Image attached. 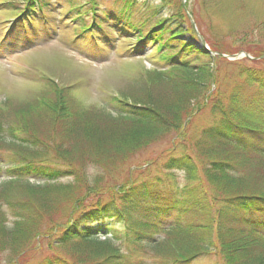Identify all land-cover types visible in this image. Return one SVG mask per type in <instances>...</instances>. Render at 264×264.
Returning <instances> with one entry per match:
<instances>
[{"label": "trees", "instance_id": "16d2710c", "mask_svg": "<svg viewBox=\"0 0 264 264\" xmlns=\"http://www.w3.org/2000/svg\"><path fill=\"white\" fill-rule=\"evenodd\" d=\"M23 1L27 12L13 29L17 35L31 34L42 23L40 13L51 11L41 0ZM133 1L103 10L93 3L85 17L76 13L79 30L72 41L86 52L131 40L126 59L152 62L137 85L108 94L96 107L85 106L80 84L22 70V83L39 86L34 96L14 104L11 95L0 97V193L14 184L26 193V199L24 193L1 197L0 250L18 253L41 236L47 254L38 264H149L114 241L147 253L162 247L169 262L160 264H189L204 253L222 264H264V70L230 61L226 64L236 70L224 71L222 79L220 66L211 67L215 56L183 38L197 36L182 4L181 19L159 11L145 18L140 10L146 15L148 7L133 10ZM235 8L243 10L245 3ZM132 12L139 13L137 21L130 20ZM165 88L191 90L190 102L169 101ZM196 111L207 112L211 124L194 140L187 132ZM173 133L178 137L164 168L185 170L193 182L189 187L161 175L119 180L116 175L134 155ZM88 167L96 170L94 180H87ZM149 171V166L139 170ZM60 179L76 185L63 197L73 205L67 209L68 202L61 215L51 217L47 211L63 206L50 192Z\"/></svg>", "mask_w": 264, "mask_h": 264}, {"label": "rangeland", "instance_id": "374dc122", "mask_svg": "<svg viewBox=\"0 0 264 264\" xmlns=\"http://www.w3.org/2000/svg\"><path fill=\"white\" fill-rule=\"evenodd\" d=\"M41 1L50 4L49 9L51 11L45 9L48 17L49 31H39L37 33L22 35L23 37L9 38L8 34L3 32L6 25H2V23L11 20L20 9H23L22 5L25 2L23 0H0V4L14 3L13 7L6 4V8L0 5V97L11 95V102L13 104L18 100L33 97L39 86L22 83L18 76L21 75L22 70H28L31 73L40 71L58 82L80 84L82 89L78 93V97L85 106L96 107V105L101 104L100 102L108 94L116 93L118 90L125 91L131 86L137 85V82H134L138 81L140 73L145 68L152 66V62L148 58H132L130 56L126 59L125 52L129 48L128 44L132 43L128 39L120 38L119 45L113 46L111 50L100 45L95 47L94 50L86 52L72 41L74 35L79 30L78 26L74 27V25L79 23V20L73 21L76 13L82 12V17H85L87 10L90 9L93 3H96V6L100 10L122 7L121 2L123 0ZM182 1L135 0L131 7L133 10L148 7V14L146 15H144V11L140 10L145 18L150 17L154 11H159L160 13H164L169 19L181 16L183 12L180 11L179 5L182 4ZM240 1L245 3L243 10L235 8ZM184 5L188 12L193 13V20L195 21L196 19L197 22L195 21V23L198 30L213 47L235 53H240L239 47H244L242 50L247 48L251 52L250 55L254 57V59H248L247 57L234 58V56L213 57L215 64H211V67L217 68L220 66L219 72L222 79L228 75L224 71L233 72L236 70V66L226 64L230 61H232L230 62L232 64L264 70V0H185ZM9 7L14 10L10 11ZM224 8L225 10L221 11ZM138 17V12H132L130 20L137 21ZM183 22L186 23L185 20ZM39 27L42 28L44 26L42 24ZM55 30L58 32H53ZM183 38L188 41L189 34H185ZM201 72L197 70L195 74L202 75ZM229 76L233 77L232 74ZM227 82L228 79L225 81L223 89L228 90L230 88L226 86ZM165 89L167 91L166 98L169 101L173 100L174 102L186 105L191 100V90L174 91V88ZM189 123L187 134L189 138L193 137L196 140L202 130L211 124V118L207 112L198 114L196 111ZM177 137L173 133L169 137H166L163 142L151 146L145 152L136 154L133 157L131 156L132 158L130 157L131 159L123 167L120 176H116L121 181L127 176L138 175L137 177L141 181H144L148 177L161 175L169 177L172 182L189 187L193 182L191 183L188 179L189 175H187L185 170L164 168L168 161V151L172 149ZM208 146L207 143L204 145L201 154H203ZM7 153L11 155L12 151H7ZM171 154L172 152L170 151L169 155ZM196 155L200 157L198 151ZM202 160L205 161L206 159L202 158ZM147 166L150 167L148 173L142 174L139 172V170H143ZM259 166L260 164L255 166L257 167L255 173H261L262 169ZM86 173L87 180H94L96 173L94 167H88ZM199 178H201L200 174ZM69 180H58L50 190V192L57 195L58 199H60L57 202L63 203L61 208L53 206L51 210L47 211V214L51 217L61 215L64 206L66 207L68 202H70V200H63V197H67L70 191H75L76 185L73 182L69 183ZM4 189H7V192L0 193V202L1 197L9 196L14 199L23 193L26 199V193L18 184ZM72 205L73 203L70 202L67 205V209L68 207H72ZM5 208L6 206L4 205L3 209ZM42 221L46 223L47 219L43 216ZM46 224L43 230L46 229ZM28 226L32 227L33 224L28 223ZM46 241V239L39 236L32 242L31 245L33 246L30 245V248L21 250L18 253L12 249L3 248L0 250V264H38L47 254ZM113 244L116 247H120L123 252L131 249V252L135 254L133 256H136V254H139L138 257L144 256L145 259H148L147 263L149 264H151L150 261H157L158 264L169 262V257L166 256L165 249L162 247L150 249L147 253V251L142 250L138 246H133L132 244L128 246L121 241H114ZM65 251L69 252L68 250ZM189 264H222V260L216 255L204 253L200 254Z\"/></svg>", "mask_w": 264, "mask_h": 264}, {"label": "water", "instance_id": "95a60500", "mask_svg": "<svg viewBox=\"0 0 264 264\" xmlns=\"http://www.w3.org/2000/svg\"><path fill=\"white\" fill-rule=\"evenodd\" d=\"M183 3H185V0H183ZM196 45L199 47V48H203L204 51H207L209 53H214L212 52L210 49H209V46L207 45L205 39L198 33V41L196 42ZM244 56H247L249 58H252L250 55H248L247 53H243Z\"/></svg>", "mask_w": 264, "mask_h": 264}]
</instances>
